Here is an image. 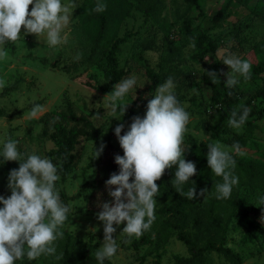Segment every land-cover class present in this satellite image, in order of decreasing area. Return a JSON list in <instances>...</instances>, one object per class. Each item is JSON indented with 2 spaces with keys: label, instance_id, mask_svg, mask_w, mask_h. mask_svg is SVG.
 Listing matches in <instances>:
<instances>
[{
  "label": "rangeland",
  "instance_id": "obj_1",
  "mask_svg": "<svg viewBox=\"0 0 264 264\" xmlns=\"http://www.w3.org/2000/svg\"><path fill=\"white\" fill-rule=\"evenodd\" d=\"M84 1L74 0L78 7L65 29L68 36L66 45L49 48L43 37L39 41L35 35L23 36L22 28L20 40L6 44L7 56L0 60V80L4 81L0 93L6 86L17 83L8 95L0 97V152L3 142L11 138L18 141V151L22 154H37L49 159V153L55 146L46 133L48 121L51 122L49 115L54 110L66 109L68 101L73 102L79 113L87 114L102 131L101 139L77 145L75 165L67 176L58 171L60 179L56 188L62 202L70 206V211L69 220L61 229L64 237L56 241V254L64 255L68 247L75 253L74 262H80L84 255L79 244L87 245L90 240L98 248L103 244V223L97 219V213L102 210L100 205L104 202L94 197L96 165L111 146L123 152L115 136V127L123 123V135L132 117L144 116L146 109L136 100L143 96L148 102L155 94L156 88L150 86L149 73L163 74L167 78L171 76L174 80L177 99L190 114L183 145L188 146V139L193 137L207 145L219 141L231 148L246 139L245 148L240 151L242 156L264 158V113L261 118L258 114L249 116L242 129H234L228 125L230 115L225 106H216L217 103L210 99V87L202 83L208 66L221 71L227 81L226 73L230 69L221 60L225 53L248 60L251 66L263 58L255 55L252 49L264 40V19L256 8L257 0H132L135 7L119 31L120 36L129 33V37L116 53L119 65L130 69L129 77L137 79L136 85L124 98V103L133 109V115L125 116L117 112L111 114L105 109L106 101L103 99L114 88H109L103 77L108 51L103 43H93L81 27L78 11ZM68 2L62 0V3ZM148 7L152 10L146 12L144 9ZM186 26L190 32L186 31ZM201 33L209 35L218 44L215 52L205 56L207 64L197 58L203 49L196 41ZM193 42L195 48L191 47ZM78 52L83 55L75 61L73 57ZM238 79L240 82L235 87L239 100L235 109L239 110L243 103L250 101L249 107L253 112H264V102L254 98L259 82L251 78L246 81L242 77ZM34 104L44 106L45 112L38 119L30 120L28 113ZM57 117V120H62V116ZM249 121L257 124L253 134L248 128ZM222 127H227L228 131L223 132ZM102 144V154L94 159V147L99 149ZM18 168L19 162L2 163L0 158V196L7 198L11 195L9 173ZM239 175L245 182L240 193L241 208L226 220L223 244L242 258L241 264H264V223L246 219L243 211L259 204L263 183L248 172L240 171ZM155 199V222L139 239L133 238L128 242L120 235L125 225H114L117 231L113 238L119 247L111 259L113 264H154L158 258L162 264H174L177 256L189 257L188 245L176 237L178 230L166 242L156 243L158 232L165 227L167 214L156 211L160 204L158 198ZM186 231L195 233L193 222ZM142 239L146 241L142 242ZM60 261L54 256H41L32 264H61ZM204 264L231 262L224 254L211 251L207 253Z\"/></svg>",
  "mask_w": 264,
  "mask_h": 264
},
{
  "label": "clouds",
  "instance_id": "obj_2",
  "mask_svg": "<svg viewBox=\"0 0 264 264\" xmlns=\"http://www.w3.org/2000/svg\"><path fill=\"white\" fill-rule=\"evenodd\" d=\"M31 10H29V6ZM78 4L74 0L62 3V0H0V60L5 59L7 52L4 46L16 43L24 35H35L49 48H57L68 43L65 29L71 23L74 9ZM107 5L98 0L92 9L103 12ZM195 42L191 44L195 48ZM82 53L73 59L79 61ZM222 63L230 69L226 73L225 86L233 89L242 77L245 81L251 78V62L231 53L221 55ZM212 83L219 79L217 74L207 72ZM135 76L123 79L114 85L113 91L104 97L105 109L111 114L118 110L122 116L129 104L124 103L125 96L136 85ZM4 81L0 80V88ZM176 85L171 76L156 87L155 94L148 100L143 117H132L128 130L121 135L124 124L115 127L123 155L115 156L119 173H112L105 182L111 203L100 205L101 211L97 219L103 223V244L95 252L99 264L106 259L111 260L118 251L114 237L116 226L124 224L121 237L128 242L139 239L151 229L155 222L156 199L159 194L160 180L167 169L175 168L174 179L171 180L176 192L188 200L197 198L195 182L187 191L184 185L197 173L194 162L185 159L186 149L182 147L190 114L177 99ZM232 91L228 92L231 96ZM242 111L233 109L228 118V125L240 130L248 120L250 108L241 105ZM45 112L42 105L34 104L28 118L38 119ZM58 119L54 118L53 122ZM104 149L94 147V159L99 158ZM240 153L239 143L229 148L219 141L208 144L207 164L211 172L222 177V182L215 184V198L229 199L233 187L238 185L239 178L234 175L236 162L232 150ZM242 154V153H240ZM3 162H19V168L9 173L8 187L11 195L0 196V264H16L25 257L34 261L41 256L57 255L56 241L63 239L61 230L68 220L70 206L65 205L56 188L60 179L57 166L48 158L37 154H22L18 151V141L8 138L3 142L0 152ZM114 189V190H113ZM208 190L201 189L199 196L205 197ZM264 205V197L259 198Z\"/></svg>",
  "mask_w": 264,
  "mask_h": 264
},
{
  "label": "trees",
  "instance_id": "obj_3",
  "mask_svg": "<svg viewBox=\"0 0 264 264\" xmlns=\"http://www.w3.org/2000/svg\"><path fill=\"white\" fill-rule=\"evenodd\" d=\"M97 2L98 0H85L78 11L79 19L83 31L92 42L95 44L103 43L108 51L106 54L107 64L104 68L103 77L108 87L111 88L130 75V69L119 65L116 53L120 45L128 40L129 33L120 36L119 31L123 21L134 9L135 3L132 0H100V2L107 5V8L105 11L97 13L92 11ZM256 8L259 9L261 18L264 19V0H257ZM144 10L149 12L152 10V7H148ZM186 31L190 32L187 26ZM189 35L193 34L189 33ZM196 38L197 44L203 48L197 55V58L205 64V56L215 52L218 48V44L205 33H201ZM252 49L255 55L259 54L263 57L252 64L251 79L260 84L254 98H259L264 102V40L256 44ZM212 71L217 74V78L219 79L216 83H212L207 74V72ZM149 77L151 79L150 86L152 88H156L167 80V77L158 73H149ZM202 83L210 87L211 101L217 103L216 106L219 107L224 105L229 115H231L232 110L235 109V105L239 100L236 87L228 89L225 86L226 82L222 72L213 70L210 66H208L203 73ZM16 84L15 82L6 86L0 93V97L8 95L10 90L15 88ZM229 91L233 93L231 96L228 95ZM136 102L146 109L148 102L143 96H139ZM242 105L250 108V101H246ZM239 111H242V109L240 108ZM117 113L122 116L119 110ZM263 113V111L253 112L251 110L249 116L258 114L260 115L258 118H261ZM128 114L133 115V109L130 107H127L123 116ZM49 116L51 122L49 123L48 121L46 133L50 135V138L55 144L49 153V159L57 166L58 171L63 176H67L75 165V149L77 145L90 140L97 141L102 138L103 134L87 114L77 111L75 105L71 101L66 103V109L62 111L54 110ZM57 116H62V120L59 121L56 119L55 122H53L54 118H57ZM256 127L257 124H254L252 121L248 122V128L252 130V134ZM221 129L223 132L228 131L227 127H222ZM187 144L188 146L182 145V147L186 149L185 159L195 163L197 173L184 185V190L187 191L189 187L193 186L194 181L197 198L190 201L177 193L171 183V180L174 179L175 168L165 171L162 178L156 181L160 187L159 194L157 195L160 207H158L156 211L165 215L167 214V218L164 221L165 227L163 231L158 232L156 243L159 245L161 241L165 240L166 242L169 237L174 234L175 230H178L176 237L188 245L190 255L189 257L177 256L174 264H204L206 262L207 253L211 251L224 254L231 264H241L242 258L223 244L226 231L225 223L231 215L237 212V209L241 208L240 193L245 186V182L240 179V171L248 172L251 177L262 181V197H264V158L244 157L242 154L234 151L232 153L236 162L234 175L239 178V183L233 187L229 199L217 200L215 198V184L221 183L222 177L214 175L208 167V145L198 142L193 137L188 139ZM245 144L246 139H242L239 142L240 151L245 148ZM116 155L122 156L123 152L111 146L107 153L100 157L96 165L94 197H97V200L103 201L104 203L113 202V198L108 195L105 182L110 178L112 173H119V166L115 163ZM205 188L208 190L205 197L199 196L200 190ZM98 194H100V196H97ZM243 211L246 219H251L262 224L264 223V205L259 203L251 208H245ZM192 222L196 230L194 234H190L186 231V227H189ZM143 239H145V237ZM144 241L146 240L142 242ZM79 248H82L84 251V255L80 262H74V251L66 247L64 255L61 257V264H99L95 257V252L98 247L93 240H90L87 245L79 244ZM18 264H32V261H29L25 257L20 260ZM104 264H113V262L106 259ZM154 264H162L161 259L158 258Z\"/></svg>",
  "mask_w": 264,
  "mask_h": 264
}]
</instances>
